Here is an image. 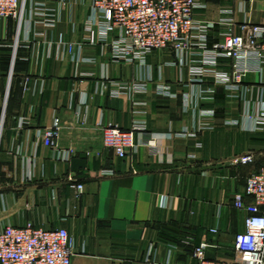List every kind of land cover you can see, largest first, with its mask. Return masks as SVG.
I'll return each mask as SVG.
<instances>
[{
  "label": "crops",
  "instance_id": "0c3cea01",
  "mask_svg": "<svg viewBox=\"0 0 264 264\" xmlns=\"http://www.w3.org/2000/svg\"><path fill=\"white\" fill-rule=\"evenodd\" d=\"M199 1L196 18L215 23L210 46L264 22V0ZM91 2L26 0L31 29L0 17V231L28 222L66 227L72 264H196L202 242L209 258L231 260L246 215L234 196L264 166V125L256 123L264 72L246 74L239 91L197 77V38L182 56L166 48L142 64L115 61L101 45L83 46L94 60L75 62L66 47L82 42ZM230 63L222 59L219 69ZM133 82L146 90L114 94L112 83ZM55 118L60 134L50 147L39 132ZM136 124V152L121 158L104 146L103 127ZM184 128L192 134L182 136ZM247 152L254 163L230 162ZM71 178L85 185L80 198Z\"/></svg>",
  "mask_w": 264,
  "mask_h": 264
},
{
  "label": "built area",
  "instance_id": "2783aa9c",
  "mask_svg": "<svg viewBox=\"0 0 264 264\" xmlns=\"http://www.w3.org/2000/svg\"><path fill=\"white\" fill-rule=\"evenodd\" d=\"M204 7L199 0H92L91 12L84 24L83 40L80 44L69 43L66 53L75 62H91L94 57L85 55L83 46L101 45L109 49L115 61L142 64L148 55L161 49L173 48L182 56L191 39L197 38V49L193 53L201 57L200 65L193 73L200 78L212 77L227 88L239 91L246 74L264 72V22L245 23L242 33H226L223 41L210 46L209 32L215 23L201 21L195 14L197 9ZM25 8L26 0H0V17L16 19L20 28L27 25L31 29V21L25 19ZM227 12L231 13V10ZM35 15L47 16L49 24H54L55 16L45 8H38ZM222 59L231 61L226 70L219 69ZM111 85L117 96L121 92L145 91L147 88L144 82ZM159 91L168 93L170 87L162 85ZM258 100L261 106L256 123L264 125V87ZM201 112L203 115L215 114L211 109ZM142 128V124L128 129L105 126L104 146L125 158L137 151L136 131ZM59 134V118H55L49 128L39 132L50 147H57ZM188 134L192 133L184 128L181 135ZM72 153L68 149L62 152L61 158L70 160ZM255 160V154L247 152L233 156L230 162L249 165ZM111 172L107 171V174ZM71 180L75 181L73 187L76 197L80 198L85 185L78 179ZM234 205L246 215L244 230L237 233L234 239L233 258H209L206 255L209 243L202 242L193 250L196 264H264V166L246 178L245 190L235 194ZM211 232L217 233L218 229L213 228ZM73 245L66 227L47 229L36 227L31 222L22 226L10 225L0 231V264H72Z\"/></svg>",
  "mask_w": 264,
  "mask_h": 264
}]
</instances>
